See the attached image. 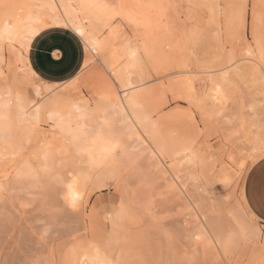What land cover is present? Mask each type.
Segmentation results:
<instances>
[{
    "label": "rangeland",
    "instance_id": "rangeland-1",
    "mask_svg": "<svg viewBox=\"0 0 264 264\" xmlns=\"http://www.w3.org/2000/svg\"><path fill=\"white\" fill-rule=\"evenodd\" d=\"M253 1L262 3L258 7ZM259 1L217 0L219 6L216 10L211 0H169L170 3L163 0L153 4L155 9L151 5L145 11L117 7L118 10L107 13L109 20L113 21L110 20L108 26L99 32V40L105 41L113 29L126 48L132 44L140 45L135 49L138 66L121 72L124 73L121 83L144 80L145 85L134 93L139 101H144L145 105L140 103L147 109L145 114L149 123L159 125L170 118L168 121L175 123L170 126L175 135L174 129L181 128L182 139L177 135L172 139L169 125L161 127L162 136L170 146L178 145L176 151L179 154L161 146L162 160L158 161L148 154L152 148L146 136L137 130L135 134V130L130 133L129 127L116 124L124 130L122 141L125 140L127 153L116 154L109 172H105L108 168L104 167L92 171L89 179L79 182V191L83 195L73 209L64 198L67 181L74 180L72 176L86 171V168L74 149L70 150L69 138L66 135L61 137L63 134L53 122L43 117L30 126L33 128L29 127L30 133L21 141H18L19 133H16L12 145L16 147L19 144L18 149L7 147L0 140V264H80L81 255L112 260L115 264H264V256L255 262L250 261L248 253H252L251 247L239 248L221 257L207 241L210 233H223L231 223L229 213L237 212L243 200L245 203V177L255 162L238 133L232 105L225 109L211 108V114L209 106L199 113L196 110L198 105H195L205 98L207 90L209 92V79L216 75L211 72L219 69H213L219 63L223 65L227 59L235 58L236 62H241L233 69L241 74L246 67L248 71L255 69L256 66L248 60L251 56L258 57V60L262 58L264 63V0ZM161 2L164 8L160 7ZM229 3L234 7L231 6V10L225 8ZM254 5L258 9L256 13ZM170 20L173 24L168 22ZM82 22L90 31L89 23ZM96 24L101 26L102 22ZM52 32H64L74 38L81 62L83 46L70 32L48 30L39 37ZM161 35H165L164 38ZM36 39L28 44L26 50L17 42L0 39V98L4 97V91H10L33 101L37 99L35 91L39 88L40 97L44 100L41 103L65 92L77 105L84 103L90 109L109 107L108 91L112 83L113 88L118 86L107 74L101 77L99 72L103 68L99 62L95 61L85 71L86 86L73 92L69 86L60 85L70 80L76 71L65 78L50 79L40 75L32 66L30 56ZM115 45L118 46V42ZM163 47L166 54L161 51ZM169 54L178 60L167 56ZM88 56L86 54L85 58ZM116 58L120 61L114 70L120 73L126 57ZM29 68L34 73H30ZM177 70L179 73L175 72ZM98 75L102 78L100 85ZM167 80L171 81L168 83ZM102 84L106 86L107 93ZM44 85L53 90L52 94ZM174 88H177L175 92ZM191 96L197 100L192 101ZM129 137L134 139L127 142ZM185 137L189 138L190 145L186 144L188 139ZM144 145L147 150L143 149ZM181 147L184 153L180 152ZM189 148L196 156L195 164L187 163ZM45 154L47 157L44 159ZM169 166L172 172L176 170L177 181L168 177L166 167ZM70 172L71 175H67ZM249 218L252 219L251 216ZM252 222L264 232V226L256 219L253 218Z\"/></svg>",
    "mask_w": 264,
    "mask_h": 264
},
{
    "label": "bare ground",
    "instance_id": "bare-ground-1",
    "mask_svg": "<svg viewBox=\"0 0 264 264\" xmlns=\"http://www.w3.org/2000/svg\"><path fill=\"white\" fill-rule=\"evenodd\" d=\"M159 1H163V0H111V1L110 0H0V39L1 41L6 40V41L17 42L18 44L22 46V48L26 50V48L28 47V44L36 37V36L30 35L32 31L35 30L39 34L42 30L50 28V27L68 29L74 35L80 38V40L82 41L84 45L85 53L90 56L85 58L82 69L78 73V75L74 77L73 79L60 85V87H62L63 85H66V86H69L73 92H75L76 90H79L81 87L86 86L87 83L84 77V73L85 71L89 69V67L95 61L99 62L101 67L103 68V69H100V72H99L101 77L107 74L110 80L114 83H117V86H118L116 88H113L112 86L114 84L112 83V86L110 87V91H108V95H107L109 107L105 109L100 106H96L94 107V109L92 107V109H90L89 105H86V104L84 105V103H80V105H77L75 102L69 99L68 94H66L65 92H63L61 95H56L55 97H52L51 99H47L48 101L44 103H41L44 100H42V97H40L39 88H37V90L35 91V95L37 99L33 101L26 100L25 97L19 95L18 93L4 91L3 93L4 97L0 98V140L4 143V145L6 144L7 147L11 146L14 149H18L19 144L16 147L12 145L13 136L16 133H19L18 141L25 139L24 137H26L31 131L30 128H33L30 126L37 124L43 117H47V119L50 122H53L55 124L54 126L59 129L61 134H63L61 135V137L66 135L69 138L70 144H71L70 150L74 149L76 154L80 156L79 158L82 159L85 164L84 167L86 168V171H80L77 173L76 176L73 175L72 179L73 177L75 178L72 181L71 180L67 181V179H65V181H67L68 184L75 182V186L78 191H79V188H81V185H79V182H83L86 179H89L92 171L107 167L108 169L107 171L105 170V172H109V169L111 170V168L109 167L112 165V163H114V157L116 156V154L119 153V154L124 155L127 153L125 151V146H124L125 140L124 142L122 141V135H123L124 130L119 129L117 127L118 123L120 124V126L122 124L126 128L129 127L128 130L129 131L131 130L130 133H132V131L135 130L134 131V134H135L137 130L139 133H142L144 136L147 137L148 144H150L149 146L152 148V152L148 150V152H150L148 153L150 157L152 155L153 158H156L158 161H161L162 160V153H161L162 151L160 149L161 146L170 148L176 154H179L176 151V149H178L177 147L178 145L176 146L174 144L173 146H170V144L162 136L161 127L164 125L166 126L169 125L168 128L171 129L169 131H172L171 133L168 132L169 134H172V136L171 137L169 136V137L172 138L173 135L175 137L177 135V137H180V139H182L183 132L181 128L174 129L176 131V135H175V132H173L172 130L173 127H170L172 124L175 125V123L171 124V121H168L170 118L163 121L159 125L157 124L154 125V124L149 123V117L145 114V111L147 109L144 108L141 104L144 101L141 99L140 100L141 103H140L138 96L136 95V93H134L136 89L142 88V86L145 85L144 80L138 79L136 82H133V83H130V82L126 84L121 83L122 78L124 76V73H121V72L126 71V70L129 71L131 69H135L138 66V54L135 50V49H138L136 47L138 46V44L135 46L132 44L133 48H131L132 46L129 48H126L124 44L118 40V34L113 29L109 31L108 33L109 36L105 41L99 40V37H98L99 32L102 31L103 28L107 27L108 24L110 23L111 19L109 20L108 15H107L109 11L114 10V9L118 10L117 7L125 8L127 10H137L141 8L143 9L142 11H145L146 8L148 9L147 6L149 5H151V8L155 9L153 4ZM211 2H213L212 5L216 7V10H218L219 4L217 3V0H214V1L211 0ZM253 2L256 4L255 1ZM161 3L162 4L160 5V7L164 8V6H162L164 5L163 2ZM165 3H167V1H165ZM261 3L262 2L258 4L261 5ZM258 4H256V6L260 7ZM231 6L232 5L229 3L228 5H226L225 8L226 9L230 8L231 10ZM256 6L254 7L255 13L258 10L256 9ZM232 8L234 7L232 6ZM210 9L212 8L210 7ZM238 9L240 10V8ZM238 9L236 8V10ZM169 10H172V9L169 8ZM230 10H229V14H230ZM162 11L163 9H161V12ZM167 13L168 12L166 11L165 14ZM170 14H172V12ZM238 18L239 17L237 16L236 19ZM171 19L173 20L174 18L171 17ZM172 20L168 22L173 24ZM82 21H87L89 23L90 31H87L86 26L83 24ZM111 21H113V19ZM98 22H102V25L98 26L99 24L98 25L96 24ZM147 23L149 22L147 21ZM130 24L133 25V23H130ZM168 27L170 26L168 25ZM172 29L174 30L175 27H173ZM80 33H83V35H80ZM165 35H161V38L162 37L164 38ZM159 36L158 38H160ZM130 40H133V39H130ZM171 41L173 42L172 38H171ZM116 42H118V46L115 45ZM171 44L169 42V45ZM164 49L165 47H163L161 51H163V53L166 54ZM169 51H171V49H169ZM177 52H179L178 49H177ZM122 56L126 57V63L124 64V66H122L119 69L120 73H117L115 72L114 68H115V64L120 60L116 57H122ZM167 56L172 57L170 54ZM140 57L142 58V56ZM251 57L248 60L253 63L254 67L256 66L259 69L257 70L256 67L255 69L249 67L250 71H248L249 69L248 67H246V69H244L246 70V74H244L245 72L244 70H243L244 72L242 71L243 74H241L239 73L238 70L233 69V67L237 68L236 66L238 62H241V61L236 62L235 58H232L231 61H229L226 58L227 59L226 61L228 62L224 63L223 65H220V63L218 64L219 66L216 65V67H214L213 69L217 67H219V69H216V71L211 72L216 75L212 76L213 78L210 77L211 79H209L211 81L209 92L207 90V95L205 96V98L202 99L201 101H197L195 105H198L196 107V110L199 113L200 112L202 113L203 110H205L206 107L208 106L210 109L211 108L225 109L229 107V105H232L234 109V120L237 122L238 133L242 135L241 139L244 140L243 142L245 143V146L248 148L247 149V151L249 152L248 155H250L253 161L256 162L258 159L264 156V74H262L261 72V69L263 68L264 63H263L262 58H260L262 59L260 61V59L258 60V57L257 59H255L256 56L253 58ZM172 58L175 60H178L175 58V56H173ZM23 60H26V59H23ZM168 60H171V59H168ZM240 60H242V58ZM232 61H235V62H232ZM174 64H177V63H174ZM247 65L249 66L248 62H247ZM172 69L175 70V68L173 67ZM1 70L2 69L0 67V73H1ZM178 71L179 70L175 72L179 73ZM156 72H159V71H156ZM166 74H163V75H166ZM177 75H174V76L176 77ZM101 77H99L100 80L99 78H97L99 80L97 81L99 82L98 83L99 85L100 83H102L100 82L102 81ZM161 79L162 78H160V80ZM171 80L169 81L167 80L168 83ZM174 81H175V78H174ZM104 84H107V86H110L108 85V82L106 83L104 81ZM103 86L105 89L106 86L105 85ZM43 87L46 90H50L49 86L44 85ZM57 87H59V85H57ZM217 88L220 89V93H217L216 91ZM176 90L177 88H174L173 92H175ZM51 91L53 92V90H50L49 94H52ZM105 92H106V89H105ZM60 93L61 92H59V94ZM106 93L104 95H106ZM128 93H131V94L128 96L127 95ZM75 95L77 97V94ZM191 97L193 98V96ZM188 98L186 99L188 100ZM194 99L195 98H193L192 101ZM68 105H70L69 108H68ZM143 105H145V103H143ZM228 111H230V109H228ZM211 112H213V110L209 111L210 114ZM116 117H118V119H116ZM176 127H179V126L176 125ZM101 129L103 130L106 139H110L113 142H117L119 145L116 148L114 154L111 155L107 160L102 159V155H103L102 149L104 145L100 141H97V143L95 144H93L92 142L95 139V132ZM235 132L232 134H235ZM68 138H66L67 141H69ZM132 138L134 139V137ZM42 139H43V136H42ZM66 139H65V142H66ZM131 139L129 137V140L127 142H129ZM187 139L188 140H185V142L186 144L190 145L189 138ZM147 141H145L144 144L145 143L147 144ZM181 142L182 141H180V143ZM185 142L184 143L182 142L183 145H186ZM131 143H133V141H131ZM176 144H179V142H176ZM4 147L6 148V146ZM142 147L143 149H145L146 145ZM7 150L9 151V149ZM136 150L138 149L135 148V151ZM188 151H186L185 153V155L187 154V152L189 154L187 155L189 159H186L187 163L188 162L194 163L196 160V156L192 152L191 148H189ZM180 152L184 153L183 148H182V151ZM74 156L75 158L78 157L76 155ZM43 157L45 159L47 157V154L43 155ZM244 158H247V157L245 156ZM42 161H43V158H42ZM64 162L66 161L64 160ZM152 163H154V161ZM119 166H120V163H119ZM165 166H168V165H165ZM166 169H168L167 170L168 177L171 176V179H174L175 181H177V177L174 174L176 170L174 169V171L172 172L171 167L170 168L166 167ZM81 170H83V167L81 168ZM163 171L165 172L164 168H163ZM105 172H103L102 174H104ZM61 173H63V170L61 171ZM68 174L71 175V172L67 173V175ZM60 185H62V183ZM183 187L181 186V189L185 190ZM67 191L68 189L66 187V193ZM248 214L251 216L252 219L249 218L250 216ZM229 215H230L229 216L230 218L228 219H231V223L229 222L230 224H227L228 226H226V229L223 231V233L215 235L213 233L211 234L210 231H208V233H210L208 236L209 239L207 237V241L209 245H212V247L215 248L219 252L221 257H225L226 255L232 254L239 248H244L246 246H248L249 248L250 247L252 248L251 249L252 253H248L251 262H255L261 256H264V233H262L261 229L256 225L255 222L254 223L252 222L254 217L252 214L248 212L245 206L244 200L240 203V207L237 208V212L234 213L233 211L232 213L231 211ZM242 250L245 251L246 249H242ZM102 260L104 259L81 255L80 264H100V261Z\"/></svg>",
    "mask_w": 264,
    "mask_h": 264
},
{
    "label": "crops",
    "instance_id": "crops-1",
    "mask_svg": "<svg viewBox=\"0 0 264 264\" xmlns=\"http://www.w3.org/2000/svg\"><path fill=\"white\" fill-rule=\"evenodd\" d=\"M48 30H60L70 32L77 38L83 46V59L80 62L79 49L74 38L64 32H52L47 36L39 37L42 33ZM41 33V34H40ZM34 39V45L31 52L32 66L36 71L50 79H61L71 75L74 71L73 79L81 71L86 53L84 45L79 37L71 31L62 28L44 29ZM33 39V40H34ZM56 45L63 50V58L59 61H49L48 49ZM77 69V70H76ZM30 73H34L32 68H29ZM70 79V80H71ZM69 81V80H68ZM244 199L245 206L254 219L264 226V156L253 163L248 169L244 183ZM262 233H264L262 231Z\"/></svg>",
    "mask_w": 264,
    "mask_h": 264
},
{
    "label": "snow or ice",
    "instance_id": "snow-or-ice-1",
    "mask_svg": "<svg viewBox=\"0 0 264 264\" xmlns=\"http://www.w3.org/2000/svg\"><path fill=\"white\" fill-rule=\"evenodd\" d=\"M31 36H37V31H32L30 33ZM80 35H83V33H80ZM49 52V61H59L63 58V50L59 49L56 45H53L48 49ZM262 74H264V68L261 69ZM217 93H220V89H216ZM97 141H100L104 147L102 149V159L107 160L111 155L114 154L116 148L119 146L117 142H113L110 139H106L103 130H99L95 132V139L92 141L93 144L97 143ZM67 193L65 194V200L69 204L70 207L75 209L78 206V202L82 199L83 193L79 192L76 189L75 182L67 185ZM100 264H115L114 261L104 259L100 261Z\"/></svg>",
    "mask_w": 264,
    "mask_h": 264
}]
</instances>
